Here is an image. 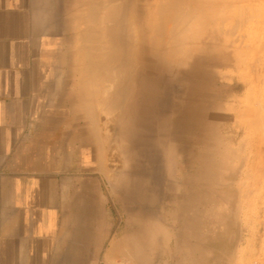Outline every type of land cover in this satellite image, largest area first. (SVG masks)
<instances>
[{"label":"rangeland","instance_id":"1","mask_svg":"<svg viewBox=\"0 0 264 264\" xmlns=\"http://www.w3.org/2000/svg\"><path fill=\"white\" fill-rule=\"evenodd\" d=\"M159 1L166 3L175 11L186 10L184 16L180 14L183 25L187 22L184 29L200 24L197 28H192L198 35L197 38L192 31L183 37L187 38V44L183 40L186 47L184 58L182 53L177 55L176 51L168 55L173 60L176 57L178 63L172 65L170 69L188 72L189 81H174L167 73L158 75L163 82L172 83L174 88L188 89V96L191 98L186 101L189 104L185 99L183 102L186 103L187 110L192 109L195 115L202 118L197 121L206 137L205 146L202 145V152L201 149L199 152H209L210 155L209 160L200 159L198 170L202 175L210 171V175L205 177L209 174L207 173L202 180L197 179L199 183L193 185L181 183L182 176L175 170L173 179L166 175L157 176L155 173L151 174L150 178L141 176L138 178L139 183L144 187L149 185L151 191L147 190L149 192H146L143 199H139L137 194H133V189H129L135 179L134 174L128 172L129 169L125 170L129 166L130 155L127 154L129 157L127 159L122 155L116 133L113 135L112 127L116 122L111 124L106 122L109 118L116 119L117 122L120 119L117 111L113 115L107 112L101 81H98L100 75L94 86L90 83L93 74L90 53L93 47L97 49L101 47L100 38H91V34L96 33L98 28L84 21L87 17V8L85 5L81 6L73 26L71 25L67 29L69 31L63 34L64 46L77 60L74 61L77 65V77L87 81L91 90H97L98 94L92 98L94 125L101 131L99 136L101 156L108 152L105 154L106 158L104 156V159H99L100 165L97 168V172L106 178L103 183L100 182L101 189L110 195V236L109 243H106L108 258L96 264H260L264 260V0ZM218 2L219 4H216ZM223 2L232 4L225 3L230 6L227 8ZM144 3L143 0L142 5ZM212 17L216 19L212 20ZM199 19H202L203 23ZM226 28L230 31L233 28L231 31L233 34H229ZM225 30L228 35H225ZM221 31L222 33H219ZM181 32L184 34L187 31ZM190 35L196 40L194 50L193 47L190 48L194 44L189 43L192 41L189 39ZM155 57L152 58L154 63L162 64V61H157ZM94 74H97L96 69ZM116 85H113L111 90L117 91L119 99L120 86L117 88ZM171 95L174 101L177 100L175 92ZM131 118L125 122L128 123ZM129 132L127 129V136ZM151 149L152 152L158 150L160 154L164 152L157 144ZM157 163L154 164L155 169L165 167L164 162ZM118 170L119 173L115 172ZM193 173L197 174V168L190 170L191 177L195 176ZM122 181L126 188L123 187ZM168 184H173L176 188L184 186L185 193L188 194L186 202L182 192L176 194L170 187L168 191ZM164 193H168L165 198L162 197ZM170 194H176L175 203L172 201L173 195L171 197ZM176 196L180 197L181 201L178 198L176 200ZM115 198L117 201L118 198L121 199L122 203L126 201L121 205L125 213L119 212L120 217L116 212L119 210L118 207L113 204ZM180 203L182 204L179 205ZM155 217L160 220H156ZM142 221L146 222L142 224ZM132 224L137 226V229L132 227Z\"/></svg>","mask_w":264,"mask_h":264},{"label":"crops","instance_id":"2","mask_svg":"<svg viewBox=\"0 0 264 264\" xmlns=\"http://www.w3.org/2000/svg\"><path fill=\"white\" fill-rule=\"evenodd\" d=\"M79 4L0 0V264L108 258L110 195L97 172L101 131L92 90L64 46Z\"/></svg>","mask_w":264,"mask_h":264},{"label":"bare ground","instance_id":"3","mask_svg":"<svg viewBox=\"0 0 264 264\" xmlns=\"http://www.w3.org/2000/svg\"><path fill=\"white\" fill-rule=\"evenodd\" d=\"M142 1L143 0H86V1L79 0V3L83 2L87 8L86 10L87 17L85 18L84 21L87 22L88 25L92 24L98 28L96 33L93 32L91 34V38L98 37V39L100 38L101 40V44H99L101 45V47L98 49L97 47H93V50L90 53L92 57L90 58L91 59L90 63H92L93 65V70H92L93 74L91 73L92 76L90 78V83H92L93 84L92 86H94L95 81L97 80V77L100 75L99 76L100 78L98 79V81H101L100 86H102L101 89L104 92L103 95H104L105 104L107 105V112L108 114L113 115L114 112L117 111L118 119H120L118 122L116 121V119L114 120L113 118L108 119L106 117L108 114H106L104 118L106 117L108 119V121H106L108 122L107 124H111V122L112 123L116 122L114 124V127H112L113 135L114 133H116L117 144H119L120 146L122 155L125 156L126 159L129 158L127 154L130 155L129 166L126 169L125 168L124 169L125 170L129 169L128 172L131 174H134V177H135V179L133 180L134 183H131V186L129 187V189L130 190L133 189L132 190L133 194L134 195L137 194L136 196L139 197V199H143L144 196L146 195V192L150 191L149 185L144 187L143 184L139 183L138 178L141 176H149L150 178V175L155 173L157 176L166 175V177L168 176L170 179H173V174L175 170V172L178 171L179 174L182 176L181 183L186 182V183L193 185V184L199 183L198 180L199 179L202 180L203 176H205L207 173L209 174H207V176L205 177H209L210 175V171L202 175L201 171L198 170L200 159L205 158L209 160L210 155H208L209 152L200 153L202 152V145H204L206 142V137L203 133V128L201 127L200 123L197 121V119H202V118L195 115L194 112H192L193 111L192 109L187 110L186 108V103H187L186 100L191 98L188 96V92H189L188 89L183 90L178 87L174 88L172 86V83L168 84L170 82H168L167 80H166L167 83L163 82V80L158 75L159 73H164V74L167 73L172 77L171 79H173L174 81H177V82L189 81L188 72L183 73V71L178 72L176 70H171L172 68L170 69L172 65L174 64L178 65V63H176V59H175L176 57L173 60L168 55H170V53L174 54L175 51L177 55L181 53H182L181 55H183L184 50L186 49L184 45L185 43L187 44L186 42L187 38L185 39L183 37L188 32H189L188 33L189 35L193 31H195L192 29L194 26L192 25V27H189L191 28V30L187 28L186 26H185L186 27L185 29L183 28L184 25L187 24L186 22V24L184 23L183 25V21H181L183 19L182 16H184L186 10L175 11V9L171 8L170 6L168 7L166 3H163L162 1H159V0H144L145 3L143 5L145 6H143ZM223 3L225 4L226 2H223ZM216 4H219V2ZM226 4H230V3H226ZM226 4L225 6H227L228 8L229 5H226ZM83 6L84 5H82V7ZM78 8L81 9V4H79ZM223 8L225 7L223 6ZM178 9H179V6H178ZM79 12L80 11L78 10L77 12H75V14L76 13L78 14ZM173 13L174 15L178 17L176 18L173 15ZM193 13L195 14V12ZM180 14H182L181 17H180ZM42 18H43V14H42ZM49 18H51V16ZM190 19L188 20L189 22H190ZM214 19L212 17V20ZM199 20H201L202 22V19H199ZM199 20H197V22H199ZM45 22L49 24L51 21L50 22L45 21ZM223 22H225V20ZM223 22L221 24H223ZM231 23L233 24V22ZM198 26L194 27V29L197 28ZM218 27L222 29V27L220 26ZM231 29L233 30V28ZM182 30H185L187 32L183 34L181 32ZM226 30L229 32V34L231 33L233 34V32H231L232 30L230 31L227 28ZM226 30H225V35H228L226 34L227 32ZM222 31L219 33H222ZM195 33L196 32H193V34ZM198 33L199 32L197 31V34ZM193 36L190 35V38H189V39H192V41H189V43L190 44L194 43L190 47L191 49L195 45L196 43L195 38H197L198 35L194 36L195 38H191ZM102 39H104V42H102ZM183 40L185 41V43H183ZM79 47L81 46L79 45ZM194 49L195 48L193 47L192 50ZM82 52L84 51L82 50ZM155 56H157V58ZM98 57H99V60H98ZM154 57L157 59V61L158 60H160V62L162 61V64L154 63V60L152 59ZM182 58H184V55L182 56ZM94 68L97 70L96 75L94 74V70H95ZM53 71H55V69H53ZM53 84H55V82ZM113 85H116V87L120 86V96H119L120 98L119 99H118L117 91L114 89L111 90ZM172 92H175L177 95V100L175 101H174L173 96L171 95ZM91 93L93 96L95 94H98L97 90L95 89H93ZM184 99L186 103L183 102ZM79 110L80 109H78V111ZM98 112H99V109H98ZM129 117L130 118L132 117V118L130 121L128 120L129 121L128 123H126L125 120L128 119ZM98 124L99 123H97V125ZM103 124L106 125V123H103ZM127 129L130 130V132L128 133V136H127ZM154 144H157L158 147H161L164 150V152L161 154L159 153L158 150L152 152V149L150 150V148L153 147ZM116 151H119V150H116ZM107 153L108 152L103 153L105 156V157L103 156L104 158H106L105 154ZM115 154H117V152ZM194 154L197 156H194ZM155 162L156 163L164 162L165 167L159 168L157 170L154 168ZM120 163L122 164V160ZM145 163L146 165H144ZM113 164L114 163H112V165ZM120 167L123 168L122 166ZM193 168H197V174L193 173V175L195 176L191 177L189 172ZM121 170L124 171L123 169ZM115 172L119 173L120 170L115 171ZM129 173L127 175H129ZM122 174H125V173H122ZM164 181L165 180H163V182ZM122 184H123V187L126 188V185L123 183V181H122ZM165 187H166V184H165ZM168 187H170L171 191L176 192V194L177 193L179 194V192H182L185 195L184 198L186 202V200L188 199V196H187L188 194L185 193L184 186L180 188H176L175 186H173V184H168L167 188ZM170 189L168 188L167 190L169 191ZM164 194H162V197L165 198L166 194L168 195V193H166L165 195ZM176 194H170L171 197L173 195V200H172L173 203H175L174 195ZM180 197L176 196V200L177 198L178 200H180L181 199ZM125 202L126 201H124L123 203ZM181 204L182 203H180L179 205ZM132 216H134V214ZM141 216L145 217L143 215ZM156 220H160V219L156 218ZM145 222L146 221H144V223ZM139 223L138 224L135 223V225L138 226ZM141 223L144 224L143 221ZM135 225L132 224V227L136 228L137 226L135 227ZM142 226H145V225H142ZM139 230H140V227H139ZM117 257L119 258V256Z\"/></svg>","mask_w":264,"mask_h":264},{"label":"built area","instance_id":"4","mask_svg":"<svg viewBox=\"0 0 264 264\" xmlns=\"http://www.w3.org/2000/svg\"><path fill=\"white\" fill-rule=\"evenodd\" d=\"M260 264H264V260Z\"/></svg>","mask_w":264,"mask_h":264}]
</instances>
